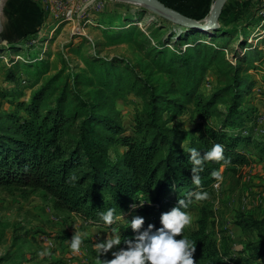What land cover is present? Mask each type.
Here are the masks:
<instances>
[{
    "label": "rangeland",
    "instance_id": "rangeland-1",
    "mask_svg": "<svg viewBox=\"0 0 264 264\" xmlns=\"http://www.w3.org/2000/svg\"><path fill=\"white\" fill-rule=\"evenodd\" d=\"M162 1L204 20L217 0ZM4 18L0 132L13 125L11 116L30 119L20 108L31 104L38 93L41 113L55 108L64 93L68 109L75 108L79 93L88 100L96 94L100 102L105 101L102 111L115 114L122 127L110 148L116 161L127 151L124 138L135 133L137 113L147 101L142 94L149 86L158 91L166 85L162 120L180 131L185 139L182 147H189L192 138L200 136L195 131L202 124L195 112L196 96L210 97L229 84L224 77L228 62L240 68L243 85L238 92L239 120L225 130L264 144V0H228L219 23L222 31L211 33H188L178 21L122 0H6ZM187 51L193 58L189 69L179 64ZM180 81L191 95L178 91ZM171 83L176 85L173 89ZM100 89L106 93L100 94ZM229 92L217 102L223 113L231 99ZM209 123L216 128L225 124L216 117ZM238 151L246 155L247 164L220 168L223 179L204 191L208 198L194 201L186 210L192 223L185 230L196 229L201 209L207 208L212 213L209 233L230 256V264H264V258L247 261L248 244L259 239L261 232L253 228L245 233L240 226L244 220H264V158L254 144L243 143ZM132 203L150 205L142 195ZM143 207L130 208L115 226H99L56 210L41 193L0 189V264H96L93 245L111 228L121 234L130 229L133 215L159 221L161 213L168 211L163 208L146 215ZM75 233L83 234L84 242L73 255L68 240Z\"/></svg>",
    "mask_w": 264,
    "mask_h": 264
},
{
    "label": "trees",
    "instance_id": "trees-1",
    "mask_svg": "<svg viewBox=\"0 0 264 264\" xmlns=\"http://www.w3.org/2000/svg\"><path fill=\"white\" fill-rule=\"evenodd\" d=\"M190 32L193 30H188ZM178 36L183 38L184 32ZM156 53L162 52L157 50ZM183 55L179 64L189 69L193 58L188 56L189 51ZM227 64L229 72L224 77L229 84L210 97L197 95L194 104L202 124L195 131L200 136L192 138L189 147L203 154L219 143L224 146L225 158L205 165L200 173V186L192 182L189 153L182 147L185 141L183 135L167 127L162 120L161 105L166 102L164 96L168 94L166 89H162L164 85L158 91L156 87L149 86L147 93L142 94L147 101L144 109L137 113L135 133L124 138L127 151L116 161L111 157L110 148L118 141L116 136L122 133V127L115 114L103 112L105 101L100 102L96 94L88 100L79 93L75 108L68 109L64 104L67 93H64L55 108L41 113L38 93L31 104L20 108L30 115V119L21 121L11 116L13 125L0 132V189L15 187L27 195L41 193L56 210L77 215L99 226H106L99 218L100 212L114 208L116 216H125L130 211V203L140 195L148 200L150 205L143 207V212L150 215L158 209L170 211L177 200L185 198L189 192L209 190L217 181L211 175L214 170L220 171L222 166L247 164L246 155L238 151L241 144L256 145L264 158V144L251 138L230 135L225 130L239 120L241 95L238 92L243 85L240 68ZM177 85L180 86L178 91L186 94L183 81ZM175 86L171 83L169 87L173 89ZM229 90L231 99L225 102L227 108L223 113L217 102L225 98ZM100 92L106 93L101 89ZM99 106L101 111L97 109ZM214 117L223 119L225 124L222 128L209 123ZM183 134L188 135L187 132ZM178 138L181 139L178 141ZM73 176L75 180H72ZM211 215L207 208H202L196 229L184 230L182 235L196 242L194 256L197 264H230V256L221 250L209 233ZM115 223L111 226H115ZM149 223L160 226L159 221H145L144 227ZM240 226L245 233L253 228L261 232L259 239L248 244L247 261L262 260L264 220H244ZM121 236L122 240L133 236L132 230L126 229Z\"/></svg>",
    "mask_w": 264,
    "mask_h": 264
},
{
    "label": "clouds",
    "instance_id": "clouds-1",
    "mask_svg": "<svg viewBox=\"0 0 264 264\" xmlns=\"http://www.w3.org/2000/svg\"><path fill=\"white\" fill-rule=\"evenodd\" d=\"M185 149L189 153L188 160L192 165L191 179L196 186L201 185L200 173L204 171L208 162L225 159L224 146L219 143L214 144L203 154L194 147L185 146ZM211 175L217 181L223 179L219 170H214ZM75 179L76 177L73 176L72 180ZM207 198V192L198 190L189 192L185 198L178 199L176 206L170 211L161 213L159 227L154 223H149L145 228V218L133 215L128 221L133 236L123 240L119 230L111 228L108 235L93 245L96 264H197L194 256L196 242L182 233L192 223V216L186 209L194 201ZM143 205V203H132L130 208L136 210ZM115 213L114 208H109L100 212L99 218L104 225L111 226L117 219H120ZM177 237L181 238L177 239ZM83 242L84 236L81 233H75L68 240L73 255L81 251ZM110 252L111 259L108 258ZM45 254L47 253H41L42 256Z\"/></svg>",
    "mask_w": 264,
    "mask_h": 264
},
{
    "label": "water",
    "instance_id": "water-1",
    "mask_svg": "<svg viewBox=\"0 0 264 264\" xmlns=\"http://www.w3.org/2000/svg\"><path fill=\"white\" fill-rule=\"evenodd\" d=\"M2 0H0L1 2ZM137 6L153 9L165 16L178 21L182 28L197 31L200 33H211L218 31L220 28V19L223 13L224 6L228 0H217L212 8L209 18L198 20L191 18L183 13H180L166 5L162 0H122Z\"/></svg>",
    "mask_w": 264,
    "mask_h": 264
},
{
    "label": "bare ground",
    "instance_id": "bare-ground-1",
    "mask_svg": "<svg viewBox=\"0 0 264 264\" xmlns=\"http://www.w3.org/2000/svg\"><path fill=\"white\" fill-rule=\"evenodd\" d=\"M5 5H6V0H2L0 2V26L3 22H5V18H4Z\"/></svg>",
    "mask_w": 264,
    "mask_h": 264
}]
</instances>
